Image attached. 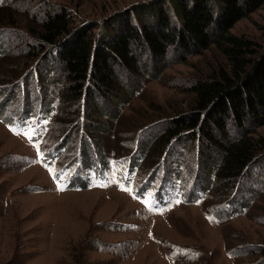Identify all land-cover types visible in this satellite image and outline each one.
Returning <instances> with one entry per match:
<instances>
[{
  "label": "rangeland",
  "instance_id": "obj_1",
  "mask_svg": "<svg viewBox=\"0 0 264 264\" xmlns=\"http://www.w3.org/2000/svg\"><path fill=\"white\" fill-rule=\"evenodd\" d=\"M22 1L11 0V15L19 20L25 18L16 7ZM42 1L33 2L30 11L41 13L43 3L65 7L82 24L104 22L151 0ZM231 32L264 45V6ZM17 45L6 46V53L16 54ZM0 56V80H7L15 61ZM187 57L159 76L145 59L144 90L122 110L109 135L96 143L88 138L86 152L78 137L84 127L61 130L54 115L49 132L41 125L49 117L40 94L22 97L14 86L0 85L5 92L0 98V264H262L264 163L240 184L237 192L245 199L253 198L251 190L258 194L237 217H228L237 207L225 204L232 194L221 201L220 193L203 184L206 165H199L196 145L191 152L183 145L172 147L159 170H148L144 161L130 168L155 134L147 128L186 111L193 96L185 89L224 62L214 47ZM138 126L143 131H136ZM256 136L264 139V127ZM61 173L62 182L53 179ZM101 181L107 186H95Z\"/></svg>",
  "mask_w": 264,
  "mask_h": 264
},
{
  "label": "trees",
  "instance_id": "obj_2",
  "mask_svg": "<svg viewBox=\"0 0 264 264\" xmlns=\"http://www.w3.org/2000/svg\"><path fill=\"white\" fill-rule=\"evenodd\" d=\"M35 1L16 6L25 17L20 20L11 15V0L0 5V55L15 61L14 72L0 85L6 90L14 86L22 97L40 94L49 117L41 125L49 132L54 115L61 130L84 127L78 137L85 152L89 139L109 135L122 110L144 90L149 77L145 59L159 76L174 62L185 64L187 56H202L213 47L220 53L224 62L185 89L193 96L189 108L147 128L155 134L142 144L130 168L144 161L148 170H159L172 147L183 145L191 152L196 145L199 165H206V189L220 193L221 201L233 195L225 204L237 209L228 217L244 215L258 189L248 200L237 190L264 163V139L256 136L264 127V45L231 31L264 0H151L136 2L129 12L104 22L82 24L65 7L43 3L44 10L33 13ZM15 41L17 52L8 55L5 47ZM259 252L263 264L264 247Z\"/></svg>",
  "mask_w": 264,
  "mask_h": 264
},
{
  "label": "snow or ice",
  "instance_id": "obj_3",
  "mask_svg": "<svg viewBox=\"0 0 264 264\" xmlns=\"http://www.w3.org/2000/svg\"><path fill=\"white\" fill-rule=\"evenodd\" d=\"M53 179L56 180V181L63 180V179H65V174H60L58 176H53ZM109 182H111V178L110 177H109ZM95 186L103 187V186H107V184L104 181H101L100 183L96 184ZM57 190L58 191H63L64 190V187L61 186L59 183H57Z\"/></svg>",
  "mask_w": 264,
  "mask_h": 264
}]
</instances>
